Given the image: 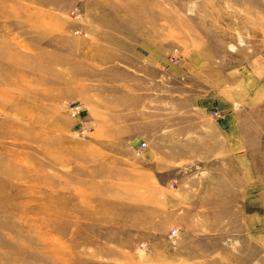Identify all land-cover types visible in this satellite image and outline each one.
I'll list each match as a JSON object with an SVG mask.
<instances>
[{"label": "rangeland", "instance_id": "1", "mask_svg": "<svg viewBox=\"0 0 264 264\" xmlns=\"http://www.w3.org/2000/svg\"><path fill=\"white\" fill-rule=\"evenodd\" d=\"M140 4L147 15L122 5L89 16L80 0H0V264H196L200 242L171 255L185 221L171 202L226 201L228 214L238 200L228 161L225 190L202 198L191 188L208 179L200 161L184 152L177 168L159 169L135 152L162 131L155 100L158 124H183L191 94L217 88L247 57L264 80V0ZM153 51L165 67L145 62ZM169 65L189 73L167 76ZM188 210L189 223L201 219ZM221 239L211 237L206 260L235 264L233 241Z\"/></svg>", "mask_w": 264, "mask_h": 264}, {"label": "crops", "instance_id": "2", "mask_svg": "<svg viewBox=\"0 0 264 264\" xmlns=\"http://www.w3.org/2000/svg\"><path fill=\"white\" fill-rule=\"evenodd\" d=\"M80 1L82 11L88 10L89 16L103 15L97 11H113L126 2L128 4L124 6L129 12L124 15H147L140 4L142 0ZM153 53H157V56L151 57L148 53L145 62L165 67L161 54ZM199 57L201 55L196 51L191 58L184 59L186 69L192 68L191 64L195 66L199 63ZM258 66L257 57H247L217 88L191 94L187 99L183 124H158L162 120L161 116L158 117L161 101L158 105V99L155 100L154 113L157 116L153 117V128L162 131L145 141L140 156L143 163L153 160L154 166L164 164L159 169L177 168L184 161L181 153L185 152V160L201 162L202 173L208 178L199 186L190 185L203 198L210 192L225 190L228 161V170H232V182L235 180L233 186L238 194V200L228 214L226 201L171 202L173 208L181 210L185 216L183 224L176 223L181 230L170 246L171 255L189 256L191 241H196L200 243L193 245L194 250H197L196 255L202 257L196 264H211V260L206 259L211 256L210 240L214 235L218 240H222L221 237L231 238L235 264H257L259 252L264 251V80ZM181 67L169 65L164 68V73L173 78L187 75L189 71L184 73V70H179ZM212 111L219 117L209 116ZM191 204L193 209L201 210L194 214L201 219L195 221L192 218L193 223L187 221ZM226 256L225 253L221 254L222 258Z\"/></svg>", "mask_w": 264, "mask_h": 264}, {"label": "built area", "instance_id": "3", "mask_svg": "<svg viewBox=\"0 0 264 264\" xmlns=\"http://www.w3.org/2000/svg\"><path fill=\"white\" fill-rule=\"evenodd\" d=\"M75 110H77V105H73V106L69 107V111H70L71 114H74ZM144 146H145V143L141 142L139 144V146L137 147V150H136L135 154H138L139 151H141V149H143ZM176 233H177V229L176 228H171L169 230V236H175Z\"/></svg>", "mask_w": 264, "mask_h": 264}]
</instances>
